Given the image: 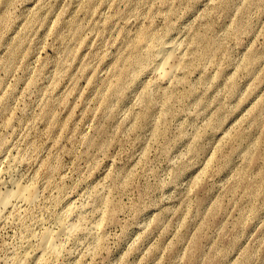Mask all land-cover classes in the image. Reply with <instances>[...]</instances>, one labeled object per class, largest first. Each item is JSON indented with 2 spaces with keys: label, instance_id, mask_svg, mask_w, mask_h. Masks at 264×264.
<instances>
[{
  "label": "rangeland",
  "instance_id": "obj_1",
  "mask_svg": "<svg viewBox=\"0 0 264 264\" xmlns=\"http://www.w3.org/2000/svg\"><path fill=\"white\" fill-rule=\"evenodd\" d=\"M147 29L181 48L168 82L124 64ZM0 181L37 192L0 264H264V0H0ZM58 219L82 230L38 263Z\"/></svg>",
  "mask_w": 264,
  "mask_h": 264
},
{
  "label": "bare ground",
  "instance_id": "obj_2",
  "mask_svg": "<svg viewBox=\"0 0 264 264\" xmlns=\"http://www.w3.org/2000/svg\"><path fill=\"white\" fill-rule=\"evenodd\" d=\"M231 1L232 0H219L220 3L223 2L225 6L227 5V7L230 6ZM193 42L198 46L195 51V57L199 61H206V63H211L210 61H212V59H214V57L219 53L218 51L222 49L221 45L217 43L216 40H209L207 38L205 39L202 34L194 36ZM130 44L136 47L139 50V53L133 54V56L135 57L133 59H128L127 57H125L124 64L126 66H131L136 63L137 59L139 60L142 55L145 54L144 60L146 61V65L145 63L142 64L143 66L140 65L141 68H139L138 70H140V73L149 70V72L156 80L168 82L176 72L184 69V66L186 65L183 55H181V53L178 51L181 49L180 46L178 47L176 42H166L164 37L155 32V30L153 29H147L145 32L140 31L139 35H137L135 37V40ZM17 45L19 44L15 43L13 45L12 52H14L18 47ZM118 72L119 75L117 76L116 81L118 84H123V80L121 77L123 69L118 68ZM148 97H150L149 93ZM143 118H146V114L143 115ZM1 186L2 182L0 181V212L6 213V211L15 208L20 211L22 210V208H24L25 205H31L36 200L37 192L34 187L20 185L19 183H17L14 189L4 192L1 190ZM247 192L253 193L254 190L250 187H247ZM72 211L73 209L70 208L68 212ZM55 224H57V229L54 230L50 228H44L37 237L38 263H42L46 259V261H48V257H52V255H55L57 252H59L60 246L58 244V240H60L59 238L61 237V235H64V237L65 235L67 237H73L74 235L78 234L81 229L80 224H78L77 222L72 223V221L70 223H67L66 221L64 222L63 220L58 219ZM84 230L86 231V229Z\"/></svg>",
  "mask_w": 264,
  "mask_h": 264
}]
</instances>
